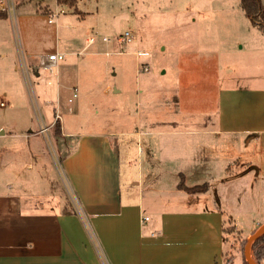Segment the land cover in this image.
Listing matches in <instances>:
<instances>
[{
	"label": "crops",
	"instance_id": "obj_1",
	"mask_svg": "<svg viewBox=\"0 0 264 264\" xmlns=\"http://www.w3.org/2000/svg\"><path fill=\"white\" fill-rule=\"evenodd\" d=\"M8 4L0 1L8 10L6 20L11 14ZM47 10L54 15L52 9L41 6L22 10L17 19L29 63L40 64L41 59L34 58L41 54L46 40L35 19L46 17L43 13ZM48 23L54 22L48 19ZM69 40L70 46L77 41L74 37ZM60 48L56 37L46 54L63 53ZM247 78L261 82L219 87L212 119L195 115L189 121L197 124L187 126L175 123L180 117L171 118L169 123L164 111L152 110L156 101L146 97L148 91L141 88L136 90V112L121 111L127 106L123 103L112 117H97L86 129L76 127L75 122L64 129L62 115L60 120L55 118L59 113L55 108L54 121L46 124L42 120L38 131L29 129L23 143L42 168L47 160L41 157L42 146L37 144L52 133L79 207L63 200L60 188L56 191L55 184L51 188L53 181L46 188L32 187L41 184L31 180L22 187L9 185L0 191V264H228L230 256L233 263L238 259L243 264L240 248L230 245L228 249L230 239L224 230L233 226L248 239L264 224V211L255 221L247 219L252 212L239 217L235 212L241 211L235 205H221L222 187L244 177L215 179L221 170L217 173L215 167L220 148L214 137L233 136L235 141L245 138L248 145L257 143L259 161L247 162L254 171L247 187L257 196L264 195V67ZM55 80L60 97L65 90L71 91L69 101L78 82L59 76ZM115 93H122V89ZM67 104L68 112L74 113L73 106L71 112ZM5 135V129L0 128V136ZM28 167L34 170L32 163ZM212 176L213 180L205 182L210 184L206 192L191 193L179 186L182 180L187 187L202 185ZM82 214L92 225V240ZM143 214L150 216L148 221H143ZM234 216L245 226L239 229ZM257 264H264V260Z\"/></svg>",
	"mask_w": 264,
	"mask_h": 264
},
{
	"label": "rangeland",
	"instance_id": "obj_2",
	"mask_svg": "<svg viewBox=\"0 0 264 264\" xmlns=\"http://www.w3.org/2000/svg\"><path fill=\"white\" fill-rule=\"evenodd\" d=\"M6 1L10 17L0 18V128L6 131L5 136H0V191L9 185L22 187L31 180L41 184L34 183L32 187L46 188L53 181L51 188L53 184L56 191L60 188L63 200L79 205L52 133L37 144L42 146L41 157L47 160L42 168L28 155L23 143L29 129L38 131L42 120L46 124L54 121L57 107L64 129L68 130L74 122L76 127L86 129L93 126L91 121L97 117H112L111 113L118 112L123 103L127 106L121 111L136 112V90L141 88L148 91L146 97L156 101L152 110L164 111L169 123L171 118L180 117L175 123L187 126L195 123L189 121L195 115L212 119L217 111L219 87L261 82L246 76L256 75L264 67V33L246 18L239 7L240 0H77L73 6L57 0ZM41 6L52 9L54 15L47 10L43 13L46 17L35 19L36 28L46 41L34 60L48 56L57 37L60 50L65 53L58 67L59 79L69 77L78 82V97L72 104L74 113L68 112L71 91L65 90L60 97L57 76H50L54 81L48 84L46 72L40 64L29 63L21 42L17 21L21 11ZM0 10L7 8L0 6ZM48 19L54 23L49 24ZM126 32L132 33L134 40L121 46L117 38ZM73 37L77 41L70 46L69 39ZM90 37L95 41L89 44ZM138 49L148 56L137 58ZM118 88L122 93H115ZM123 96L127 98L121 99ZM167 101L170 104L166 105ZM214 141L220 148L215 167L217 173L221 170L215 179L226 175L244 177L232 186L222 187L221 205H235L241 211L235 212L239 217L252 212L247 219L257 221L264 211V195L257 196L247 187L254 176L247 162L259 161L257 143H252L253 148L245 138L235 141L233 136L214 137ZM29 163L34 170L29 169ZM211 180L213 176L200 184ZM213 183L220 186L219 182ZM82 216L92 240V225L87 216ZM237 216L233 219L240 229L245 225ZM228 235V249L230 245L240 247L238 243L244 237L235 229ZM251 255L254 259L252 251ZM233 264H240V260Z\"/></svg>",
	"mask_w": 264,
	"mask_h": 264
},
{
	"label": "trees",
	"instance_id": "obj_3",
	"mask_svg": "<svg viewBox=\"0 0 264 264\" xmlns=\"http://www.w3.org/2000/svg\"><path fill=\"white\" fill-rule=\"evenodd\" d=\"M60 4H69L75 5L77 0H57ZM240 8L243 10L245 16L249 19L251 24L256 27L259 31L264 33V3L262 0H240L239 2ZM47 13V12H46ZM8 17V10H0V18L5 19ZM59 128V125L56 126ZM179 186L188 192L197 193V192H206L209 189L210 184L205 183L202 185H197L194 187L185 186L183 180L179 184ZM236 230L235 227H227L225 228V233L228 235L232 231ZM241 234L240 231H237ZM247 243V239L243 238L239 243L240 250L244 253L245 245ZM251 251L253 253L254 259L257 263H260L264 260V235L255 240V242L251 246ZM234 260L233 256H230L228 259V264H232ZM243 264H249L245 257H243Z\"/></svg>",
	"mask_w": 264,
	"mask_h": 264
},
{
	"label": "built area",
	"instance_id": "obj_4",
	"mask_svg": "<svg viewBox=\"0 0 264 264\" xmlns=\"http://www.w3.org/2000/svg\"><path fill=\"white\" fill-rule=\"evenodd\" d=\"M49 22L52 23V19H49ZM134 40V36L132 33L130 32H126L122 35H120L118 38H117V42L118 44H120L121 46L122 45H125L127 43H131L132 41ZM95 41V38L94 37H91L89 39V43H93ZM103 41H108L107 38H103ZM107 55H109V52L106 53ZM136 56L138 58H144V57H147L148 56V53L143 51V50H138L135 52ZM65 58V54L63 53H59V52H56V53H52V54H49L48 56H46L45 58H42L41 61H40V69L44 72H46L47 74V81H48V84H52L53 80L50 76H57L58 77V67H59V64L61 61H63ZM145 70H148L147 68ZM78 97V89L76 87L73 88V94L72 96L69 98V111L72 112V107L71 105L73 104L74 100ZM55 118L56 120H60L61 119V116H60V113H56L55 114ZM43 132H46V129H43ZM149 220V217L148 216H143V221H148Z\"/></svg>",
	"mask_w": 264,
	"mask_h": 264
},
{
	"label": "water",
	"instance_id": "obj_5",
	"mask_svg": "<svg viewBox=\"0 0 264 264\" xmlns=\"http://www.w3.org/2000/svg\"><path fill=\"white\" fill-rule=\"evenodd\" d=\"M264 235V224H262L248 239L244 249V256L249 264H257L251 255V246L256 239Z\"/></svg>",
	"mask_w": 264,
	"mask_h": 264
}]
</instances>
